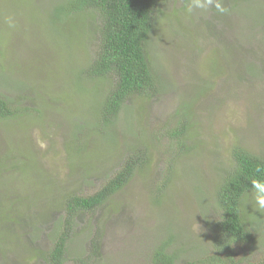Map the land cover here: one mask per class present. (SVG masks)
Listing matches in <instances>:
<instances>
[{
	"label": "rangeland",
	"instance_id": "374dc122",
	"mask_svg": "<svg viewBox=\"0 0 264 264\" xmlns=\"http://www.w3.org/2000/svg\"><path fill=\"white\" fill-rule=\"evenodd\" d=\"M25 1L0 0V17L24 4L37 13L0 20V97L31 110L17 122L0 120V264H47L67 202L99 191L137 157L141 165L107 204L74 215L66 264H153L162 244L174 264L209 263L228 150L237 141L264 154V19L258 32L250 21L264 16V0H222L225 14H188V0H164L146 49L157 84L127 99L109 130L97 126L94 105L113 90L114 76L88 80L83 72V84L95 87L89 95L70 83L96 57L98 13L76 19L73 31L66 18L47 23L63 0ZM78 91L83 104L69 100ZM242 209L253 220L252 240L228 254L235 264H262L264 218L246 195Z\"/></svg>",
	"mask_w": 264,
	"mask_h": 264
},
{
	"label": "trees",
	"instance_id": "16d2710c",
	"mask_svg": "<svg viewBox=\"0 0 264 264\" xmlns=\"http://www.w3.org/2000/svg\"><path fill=\"white\" fill-rule=\"evenodd\" d=\"M29 1L33 3L32 0ZM163 1L68 0L64 3L65 0H63L59 4H56L53 11L50 12L51 18L47 23L52 24V21L58 23L62 21V18H66L65 20H68V24L71 25L73 31L79 27V24L75 23L76 19L86 14V12L94 11L99 15L101 21L100 45L96 57L90 65H87L86 70L82 71L81 69L77 74H74L77 78L70 81V83L76 81L81 90L86 95H89V93L95 92V87L89 89L83 84V79H86L82 77L83 72L89 78L88 80H102L110 75L114 76L113 90L101 103L98 102L94 105V110L98 112L96 123L97 126L100 125L101 129L109 130L114 126L127 99L150 93L157 84L156 77L150 68L146 49L148 41L152 36L151 33L156 27V22L159 20L160 7ZM5 5L9 6V4ZM20 10L11 12H9V9L3 10V15L1 14L2 17H0L1 22L3 20L8 22V18L5 17L6 14L18 15L22 11L28 19L35 20L37 17L34 9L29 8L26 4ZM258 19L263 20L264 16H256L250 20L251 23L256 25L257 32L258 27L263 23L262 21L259 22ZM24 20L26 21V18ZM260 35L263 38L260 40H263L264 45V31ZM249 70H253V68L250 66ZM67 89L70 90L73 87ZM80 92L78 91L75 94L77 96L75 99L73 97L69 98V100L83 104V99L86 96L83 97V94H80ZM55 98L58 97L55 96ZM63 98L67 99L65 96ZM89 108L90 105L88 106ZM29 110V107L16 106L15 104H11L7 99L0 97V120H16L17 122L23 115H26V117L31 116L28 113ZM89 110L90 113L84 114L85 117L81 116L89 119L91 109ZM42 114L39 111V117ZM73 117H76L75 114H73ZM86 119L84 122H86ZM180 133H175V135L180 136ZM228 153V156L231 157L230 165L224 169L220 168L223 180L215 195L217 206L223 212L222 220L217 227L219 236L216 244L217 255L212 257L211 261L207 264H235L232 257L228 254L231 245L248 243L252 240V230L249 228V225L253 223V220L249 219L250 222H247L248 219L245 218L246 216L242 209V201L244 200V196L250 192L252 179L264 180V154L262 151L250 150L236 141L228 150ZM141 162L142 159L140 157L131 158L120 172L110 179L99 191L86 197L74 196L67 202L66 217L63 219V223L60 224L61 226L57 230L53 229L56 231L52 233L55 238L52 249L43 254L47 264H66V247L70 241V230L74 215L80 212L93 213L95 210L102 208L113 195L121 191L130 181L137 166L141 165ZM258 167L260 168L259 172H257ZM17 170L19 175L27 173L25 168L19 167ZM3 205L4 202L0 201L1 219L6 217ZM257 214L259 217L264 218V212H257ZM98 247V241L95 239L93 250L97 251ZM166 248L167 244H162L154 251L153 264H174L173 262L176 258L174 255L168 254ZM222 254L225 258L221 257ZM75 264L87 263L78 259L75 261ZM262 264H264V260Z\"/></svg>",
	"mask_w": 264,
	"mask_h": 264
},
{
	"label": "clouds",
	"instance_id": "9594fccd",
	"mask_svg": "<svg viewBox=\"0 0 264 264\" xmlns=\"http://www.w3.org/2000/svg\"><path fill=\"white\" fill-rule=\"evenodd\" d=\"M215 8L219 14L227 13L228 9L224 7L222 0H188L186 11L188 14L199 10L200 13H206ZM260 168H257V172ZM246 199L254 205L255 210L264 212V180L252 179L250 192L246 194Z\"/></svg>",
	"mask_w": 264,
	"mask_h": 264
}]
</instances>
